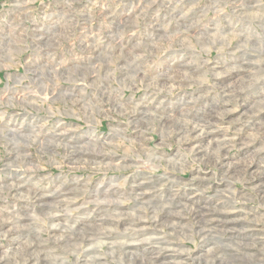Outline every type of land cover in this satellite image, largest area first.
Instances as JSON below:
<instances>
[{
  "label": "rangeland",
  "instance_id": "1",
  "mask_svg": "<svg viewBox=\"0 0 264 264\" xmlns=\"http://www.w3.org/2000/svg\"><path fill=\"white\" fill-rule=\"evenodd\" d=\"M0 264H264V0H0Z\"/></svg>",
  "mask_w": 264,
  "mask_h": 264
},
{
  "label": "bare ground",
  "instance_id": "2",
  "mask_svg": "<svg viewBox=\"0 0 264 264\" xmlns=\"http://www.w3.org/2000/svg\"><path fill=\"white\" fill-rule=\"evenodd\" d=\"M169 78V76H165V78L164 79H168ZM202 132L203 133H205V135H206V137H210V131H208V132H206V131H204V130H202L201 129V134H202ZM17 188L18 187H20V186H16ZM35 197L37 198L38 197V199H40V201H39V203H40V205L42 206V208L43 209H45V208H47V207H49L50 205H57V203H59L58 201H57V199H52V198H50V196L49 195H47V194H40V195H35ZM204 208V207H203ZM198 210H201V207H199L198 208ZM46 212V211H45ZM197 212V214L198 215H200V216H202V213L203 212H201V211H196ZM46 214L49 216V218L51 219V226L52 227H59V225H63L62 223H63V221H62V219L58 216V215H56V213H54V212H46ZM47 216V217H48ZM204 216V215H203ZM208 218V217H207ZM214 218V217H213ZM221 219V218H220ZM224 220V219H223ZM59 229V228H58ZM90 238H92V236L90 237ZM93 239V238H92ZM147 239V238H146ZM144 240V239H143ZM149 240H150V238H149ZM146 241V240H145ZM128 243V242H127ZM128 245H132V244H128ZM110 247H111V245H110ZM87 262V261H86Z\"/></svg>",
  "mask_w": 264,
  "mask_h": 264
}]
</instances>
